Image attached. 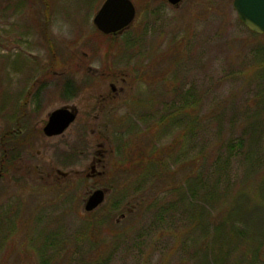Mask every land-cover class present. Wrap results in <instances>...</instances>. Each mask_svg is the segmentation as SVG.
<instances>
[{"label": "rangeland", "instance_id": "374dc122", "mask_svg": "<svg viewBox=\"0 0 264 264\" xmlns=\"http://www.w3.org/2000/svg\"><path fill=\"white\" fill-rule=\"evenodd\" d=\"M104 1L0 0V132L13 95L41 74L35 63L51 62L53 48L59 94L70 82L81 109L76 126L55 146L73 135L83 140L67 179L4 172L0 264H136L122 239L147 223L137 204L145 184L155 180L150 159H162L175 170L184 147L185 125L164 127L157 117L179 108L184 118L190 112L200 120L215 116V103L230 93L242 104H264V92L252 94L264 90V35L239 22L233 0H185L178 7L167 0H131L134 23L110 38L96 34L93 24ZM111 83L118 97L103 107L101 98L111 94ZM190 98L197 101L194 110L188 108ZM254 109L243 107V112L263 113ZM99 143L105 157L104 168L97 170L106 172L92 178L88 174ZM2 156L0 151V161ZM140 157L144 167L137 166ZM98 189L106 190L105 203L86 213L84 202ZM150 248L145 246V261L152 256ZM178 255L181 259V250ZM172 256L177 263V255L162 260ZM159 260V255L152 259Z\"/></svg>", "mask_w": 264, "mask_h": 264}, {"label": "trees", "instance_id": "16d2710c", "mask_svg": "<svg viewBox=\"0 0 264 264\" xmlns=\"http://www.w3.org/2000/svg\"><path fill=\"white\" fill-rule=\"evenodd\" d=\"M263 92L259 88L252 94ZM234 95L219 99L215 116L202 120L191 112L182 117V108L157 117L164 127L185 125L184 147L175 170L162 159H150L155 180L145 184L137 204L147 223L122 239L136 264H172L174 256H163L179 257L180 250L181 259L173 264H264V104H242ZM192 100L188 108L194 110L197 101ZM243 107L263 113L248 115ZM142 160L138 167H144ZM145 246H151L147 261ZM156 255L160 260L154 263Z\"/></svg>", "mask_w": 264, "mask_h": 264}, {"label": "flooded vegetation", "instance_id": "af4514ba", "mask_svg": "<svg viewBox=\"0 0 264 264\" xmlns=\"http://www.w3.org/2000/svg\"><path fill=\"white\" fill-rule=\"evenodd\" d=\"M51 50V62L47 58V62L35 63L36 70L40 69L41 74H38L31 84H25L19 90L18 95H13L14 99L10 101L13 103L11 110L8 109L4 112L6 125L0 132V151L3 154L0 161V178L4 172L9 175L14 172L19 175L24 174L26 178L36 176L41 179L54 177L67 179L74 172L72 167L75 164L76 145L81 146L83 140H79L73 135L69 138L68 143L62 141L59 145L55 146V144L59 139H64L76 126V122L81 116V109L75 102V94H73L74 91L72 92L73 87L70 82L65 83L63 94H59L58 59L54 49ZM110 89L111 94L101 98L103 107L118 97V89L114 83L110 84ZM60 109L76 113V119L61 135L48 136L44 130L51 115ZM85 126V124L81 126V128L84 127L82 131L86 129ZM98 148L99 150L96 151L92 159L91 172L88 174L92 178L102 177L106 172L97 170V167L104 168L105 157L104 144L99 143ZM58 163L63 168L67 167V170L57 168ZM24 180L21 179V182ZM13 182L16 183V181Z\"/></svg>", "mask_w": 264, "mask_h": 264}, {"label": "water", "instance_id": "95a60500", "mask_svg": "<svg viewBox=\"0 0 264 264\" xmlns=\"http://www.w3.org/2000/svg\"><path fill=\"white\" fill-rule=\"evenodd\" d=\"M173 7L185 0H167ZM239 22L250 32L264 35V0H233ZM137 10L131 0H105L93 18L95 28L107 36H118L134 23ZM77 114L60 109L55 111L44 132L48 136L61 135L76 119ZM106 190L93 191L86 199L84 211L91 213L105 203ZM124 218V216L122 217Z\"/></svg>", "mask_w": 264, "mask_h": 264}]
</instances>
